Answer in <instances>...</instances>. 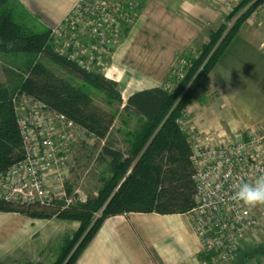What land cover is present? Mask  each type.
<instances>
[{"label":"crops","instance_id":"1","mask_svg":"<svg viewBox=\"0 0 264 264\" xmlns=\"http://www.w3.org/2000/svg\"><path fill=\"white\" fill-rule=\"evenodd\" d=\"M76 1L15 0L26 19L35 21L30 29L36 30L55 25ZM232 2L143 0L135 22L111 50L103 75L118 83L121 109L132 93L162 86L177 57L192 43L207 41ZM208 72L204 87L186 107L194 130H215L240 139L247 129L262 124L264 18L256 15L244 20ZM110 126L100 144H111L114 125ZM116 129L115 133L126 135L133 131L127 126ZM122 143L127 145V141ZM78 227L75 220L0 211V264H51L62 235ZM194 233L188 212L109 215L71 264H197L200 242Z\"/></svg>","mask_w":264,"mask_h":264},{"label":"trees","instance_id":"2","mask_svg":"<svg viewBox=\"0 0 264 264\" xmlns=\"http://www.w3.org/2000/svg\"><path fill=\"white\" fill-rule=\"evenodd\" d=\"M15 0H0V44L25 54L18 70L10 71L8 85L0 84V172L23 159L21 135L16 122L15 96H27L42 103L50 111L61 112L77 122L95 138L91 149L97 151V162L107 165L101 173V185L97 196H88L84 203L65 206L57 200L49 203H18L0 198V211L19 212L32 218L56 217L75 220L79 227L65 233L60 239L59 250L51 264H71L92 237L98 225L109 215L127 212H156L161 214L186 213L195 205V171L191 158L188 134L178 118L191 103L194 93L204 87L208 71L214 65L222 49L237 32L240 25L262 0H254L246 10L238 14L249 1L241 0L224 16L232 25L224 23L211 29L203 44L192 43L181 53L191 62L185 76L176 81L171 90L163 85L170 80L171 70L160 87L132 93L126 99L123 110L134 115L140 126L126 137L127 149L114 147L102 139L114 123L115 113L100 107L93 101L87 86L103 91L109 98L121 104L118 83L101 72L84 70L54 53L50 28L25 29L14 17L11 5ZM1 46V47H2ZM200 50L197 57L190 48ZM47 61L64 68L77 83L60 75ZM68 195L72 187L67 184ZM101 209L96 219L93 212ZM264 248V245L261 246ZM35 262H25L31 264ZM37 264V263H35Z\"/></svg>","mask_w":264,"mask_h":264},{"label":"built area","instance_id":"3","mask_svg":"<svg viewBox=\"0 0 264 264\" xmlns=\"http://www.w3.org/2000/svg\"><path fill=\"white\" fill-rule=\"evenodd\" d=\"M142 1L77 0L49 27L54 53L84 70L101 69L124 31L135 22ZM232 1L227 14L241 0ZM256 15L264 18V0L250 17ZM235 18L223 17L220 22L228 29ZM190 51L194 57L200 54L195 47ZM180 55L171 68V79L163 85L168 90L185 76L191 64ZM13 105L24 157L0 172V198L29 204L57 200L70 205L79 190L70 195L65 190L66 164L77 141H94L95 137L63 113L50 111L30 97L15 96ZM188 121L189 113L183 110L178 123L188 134L190 160L195 167V205L188 214L200 242L197 264H233L248 236L255 240L264 237V206L248 208L232 199L235 183L251 182L264 173V123L236 139L215 130H194Z\"/></svg>","mask_w":264,"mask_h":264},{"label":"rangeland","instance_id":"4","mask_svg":"<svg viewBox=\"0 0 264 264\" xmlns=\"http://www.w3.org/2000/svg\"><path fill=\"white\" fill-rule=\"evenodd\" d=\"M11 5L13 6V10L16 11L14 17L22 25V27L24 25L26 27L25 29L27 28L29 29L31 28V26L36 24L34 23L35 21L34 22L28 21V19H26L25 16L27 15L23 14L24 10L20 5H17L15 1H13ZM125 32L126 31H124L123 35L125 34ZM122 38L120 40H122ZM1 46L2 45L0 44V84H7L9 72L18 70V66L22 64L24 58L26 57L25 54L19 51L12 50L11 48H8L6 46H2V47ZM115 46L112 48V50L115 48ZM111 54L112 51L105 58V61L103 63L104 65L101 67V69H95L96 72H101L104 74L106 68L109 65ZM40 59L49 63V66L53 67V69H55V71H57V73H59L60 75H63L64 77L67 78H71L73 81L77 83H82L80 79L72 77L64 68H61L42 57H40L39 60ZM87 87H88L87 89H89V91L91 92L93 101L96 104H98L100 107L106 110H111L113 111V113H115L116 118L114 120L113 123L114 126L111 132V135L113 137L112 139L110 138L109 139L110 141H112L111 143L119 146V148H123L122 150H124V147H126L127 145L123 144L122 141H127L128 138L125 137L126 134L124 133H115V131H117L116 127L127 126L134 130L140 126V121L138 122V119L125 113V111L121 109V104L112 100V98H109L103 91L95 89L91 86H87ZM199 90L200 89H198L194 93L192 100L194 99L196 93L199 92ZM183 110H186V108ZM93 144L94 141L90 140L89 138H84L83 140L77 141L72 151L71 160H69L68 163L66 164L67 184H69L72 187L71 188L72 190L75 189L79 190L78 191L79 195L74 198V200L70 203V205L77 203H84L85 202L84 200H86L88 196H94V197L97 196V192H98L97 190L101 185L100 175L101 173L103 174L104 172L107 173L106 172L107 165L104 162L100 163L97 162L96 160L97 151H95V149L93 150L91 149ZM100 210L101 209L93 212L94 219L100 216L101 214ZM249 241L251 243H249L245 247L242 246V249L238 253L233 264H247V263L261 264V261L264 260V248L261 247L264 245V237H260L259 240L258 239L255 240L251 238ZM55 255H57V253ZM244 257H246V259Z\"/></svg>","mask_w":264,"mask_h":264},{"label":"clouds","instance_id":"5","mask_svg":"<svg viewBox=\"0 0 264 264\" xmlns=\"http://www.w3.org/2000/svg\"><path fill=\"white\" fill-rule=\"evenodd\" d=\"M232 199L248 208L264 206V173L251 182L240 180L235 183Z\"/></svg>","mask_w":264,"mask_h":264}]
</instances>
